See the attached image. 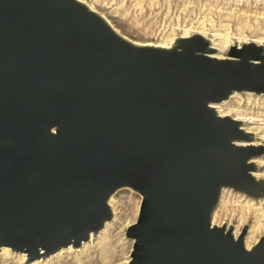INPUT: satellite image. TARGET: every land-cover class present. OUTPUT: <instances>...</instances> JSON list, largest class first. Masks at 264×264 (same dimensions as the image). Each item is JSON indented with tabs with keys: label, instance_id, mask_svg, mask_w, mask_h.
<instances>
[{
	"label": "water",
	"instance_id": "obj_1",
	"mask_svg": "<svg viewBox=\"0 0 264 264\" xmlns=\"http://www.w3.org/2000/svg\"><path fill=\"white\" fill-rule=\"evenodd\" d=\"M201 36L133 47L77 0H0V251L46 259L143 197L134 264H264V236L214 225L223 191L264 198V144L213 107L264 95V48Z\"/></svg>",
	"mask_w": 264,
	"mask_h": 264
},
{
	"label": "rangeland",
	"instance_id": "obj_2",
	"mask_svg": "<svg viewBox=\"0 0 264 264\" xmlns=\"http://www.w3.org/2000/svg\"><path fill=\"white\" fill-rule=\"evenodd\" d=\"M106 18L122 35L142 45L170 46L180 38L201 36L215 46L255 44L264 47V0H80ZM223 114L242 121L264 144V95L238 93L219 104ZM256 176L264 179V155L255 160ZM143 197L130 188L110 200L114 217L97 237L79 249H64L29 264H134L135 240L127 236L139 218ZM125 215L121 224L113 222ZM214 225L232 228L235 236L247 229L246 245L264 236V198L253 199L233 189L223 191L213 215ZM261 227L248 244L254 230ZM10 250V249H9ZM0 264H25L23 254L0 251Z\"/></svg>",
	"mask_w": 264,
	"mask_h": 264
},
{
	"label": "bare ground",
	"instance_id": "obj_3",
	"mask_svg": "<svg viewBox=\"0 0 264 264\" xmlns=\"http://www.w3.org/2000/svg\"><path fill=\"white\" fill-rule=\"evenodd\" d=\"M77 1H79L80 3H82L83 5H85L90 11H92V12H94L95 13V15L99 18V20H101V22L103 23V25L116 37V38H119V39H121V40H123L124 42H126V43H128L129 45H131V46H133V47H140V46H151V47H160V48H170V49H174V48H176L177 47V41H178V39L176 40V41H174L173 42V44L172 45H170V46H161V45H158V46H155V45H140V44H137V43H135L134 41H132L131 39H129V38H127V37H125L124 35H122L106 18H104L102 15H100L98 12H96L92 7H90V6H88V5H86V4H84L83 2H81L80 0H77ZM207 41V40H206ZM208 42V41H207ZM209 46L211 47V49H213L214 50V52L212 53V54H209V56H211V57H214V58H217V59H219V60H222V59H224V58H227L228 57V55L226 54V45H219V46H215V45H213L211 42H209ZM261 46V45H260ZM238 47H241V46H238ZM262 47V46H261ZM264 48V47H263ZM236 94H238V92H234L233 94H232V96L233 95H236ZM213 107L217 110V112L219 113V114H221L222 116H228L227 114H223L222 112H221V110L219 109V104H213ZM230 115V114H229ZM237 119V118H236ZM243 128L246 130V131H248V132H251V131H249V130H247V128L244 126V124H243ZM255 134V133H254ZM256 136V135H255ZM253 144H255V145H259L258 143H257V141H256V139H255V141H253L252 142ZM256 175V174H255ZM124 218V220H125V222H126V224L128 223H130L132 220H129L128 218H127V216H125L124 214L123 215H118V216H116V218H115V220H114V224L115 225H117V224H121V221H122V219ZM261 230V227H258V228H256L255 230H254V233L255 234H253V236H251L249 239H248V244L251 242V241H253L254 239H255V237H256V233H258L259 231ZM238 236H236V238H237ZM92 238H94V237H92ZM86 244V243H85ZM249 247V246H248ZM73 247L72 246H70L69 248H67V250H69V249H72ZM250 249V248H249ZM64 250V249H63ZM9 249L8 248H4V249H2L1 250V252L2 253H9ZM23 257H24V260L26 261V255L25 254H23Z\"/></svg>",
	"mask_w": 264,
	"mask_h": 264
}]
</instances>
